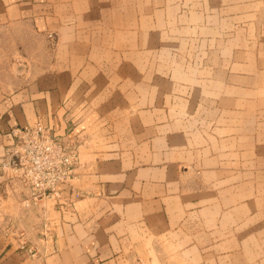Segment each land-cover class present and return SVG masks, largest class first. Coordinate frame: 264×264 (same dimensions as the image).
<instances>
[{"label": "crops", "instance_id": "crops-1", "mask_svg": "<svg viewBox=\"0 0 264 264\" xmlns=\"http://www.w3.org/2000/svg\"><path fill=\"white\" fill-rule=\"evenodd\" d=\"M72 1L0 0V162L13 131L35 123L80 142L77 177L58 202L26 207L0 184V264H207L217 241L233 238L232 205L219 219L216 192H264V165L256 178L242 162L219 166L264 161V0L134 6L128 64L145 65L144 83L122 78L118 39H78L92 31L90 14L78 20ZM42 38L57 41L56 60L40 71ZM155 49L164 63L177 50L178 70L154 86ZM170 105L183 119H169ZM202 111L209 119H197ZM241 202L242 238L258 244L264 218Z\"/></svg>", "mask_w": 264, "mask_h": 264}, {"label": "rangeland", "instance_id": "rangeland-1", "mask_svg": "<svg viewBox=\"0 0 264 264\" xmlns=\"http://www.w3.org/2000/svg\"><path fill=\"white\" fill-rule=\"evenodd\" d=\"M146 0H73V7L74 11L77 12L78 17L77 19H83L86 13H84V9L86 7L89 8V26L90 32H78L77 37L78 39H87V37H91L90 39H103L105 41L109 40H116L118 39L121 43V47H119L120 55H121V63H120V70L122 71V78L124 76H127L129 74H132L136 82L144 83L145 80V65L144 64H137V67L131 63L128 64L129 61V55H130V49L128 47V41L130 38V26L138 24V20L136 22V17L134 14L132 15L133 7L142 8L144 6ZM148 2V1H147ZM87 3V5H86ZM159 4V1H152L153 6H157ZM97 10V11H96ZM138 12V10H137ZM92 13V15H91ZM83 14L84 16H81ZM80 15V16H79ZM133 25V26H134ZM108 27L112 32H106L105 30H108ZM86 29V28H85ZM139 29V25H138ZM135 29L133 30V35H135ZM98 37V38H97ZM109 40V41H110ZM56 42L50 43L49 47H45V41L42 38L40 43L42 44L41 47V55L38 58V63H36L37 69L46 70L49 67L53 65V63L56 60V53L53 52L54 48L56 47ZM47 46V45H46ZM118 48H115V51ZM159 49H155L153 52V59L151 65H147V71L151 72L153 84L154 86L160 83V80H157L156 77L163 75V74H169V76L172 74V71H177L178 66L176 64L177 58L175 57V54L177 50L174 51L173 58L172 56L166 57L165 63L168 60H172V63L165 64L163 61L159 59ZM139 51V49H138ZM199 51V50H198ZM198 51H194L196 56H199ZM193 53V51H191ZM190 53V49H180V53L178 55L187 57ZM201 57V55L199 56ZM191 59V58H190ZM192 66V65H191ZM183 67V65L181 66ZM122 80L123 84L122 86L124 88H127L128 80ZM164 88H171L175 87L174 82L173 85L170 84V82L164 83ZM170 104L175 105L177 103L176 97H170L169 101ZM173 105H170V110L167 113L170 120L175 119H183L182 113L173 110ZM187 118H192L191 113H186ZM194 114V113H192ZM197 119L203 120V119H209V116H207V113L202 111L201 113H197ZM171 131H175L176 129H170ZM70 139V138H69ZM74 140V139H73ZM77 145L79 146L80 151V142L78 140H74ZM13 146V145H12ZM254 148L257 147L256 139L254 138L253 143ZM12 147H10L11 150ZM250 155L256 156L257 152L251 153ZM171 162H177L179 163H185L189 165L190 163H195L197 161L192 159L187 160H180V158L172 159ZM243 163V165L247 164V166L250 169V178H256V176H252V173L254 169L258 167H263L264 161L258 160L257 158H250L248 161H240V160H229L224 161L220 160L219 165L220 167H223L224 164L228 166H233V168L240 167V163ZM177 166V165H176ZM0 184H7L9 187V192L7 193L9 195V198L13 201H19L24 200L25 202V189L18 185L16 181L13 178L6 179L0 178ZM6 186V185H3ZM21 189H23V195H21ZM216 198L218 203L221 204V208L219 207L217 209L218 218L224 220V204L225 205H232L233 208V220L234 225L232 228L233 238L231 245L229 244V241L227 245L225 244V240H218L217 241V247L214 250V255L210 257H203V260H207V264H264V240L259 241L257 244V241L249 240L245 237L242 238L244 235V229L241 228L240 225V219H241V201L245 200L246 198L249 199V217L251 214H256V212L259 211V215H261V219L264 218V208H254L256 207L255 203L258 201L260 204H264V192H256V191H249L248 193H243L240 191H234L232 193H225V192H216ZM246 203V202H245ZM220 209V210H219ZM220 213V214H219ZM254 219H256V215H254ZM223 228V227H222ZM252 228H255V225L250 224L249 225V231H252ZM223 230V229H222ZM47 225L42 224V230L39 232V239L44 240L47 237L48 233ZM248 232V229L245 230V234ZM246 236V235H245ZM216 252V254H215ZM202 264H206L204 261Z\"/></svg>", "mask_w": 264, "mask_h": 264}, {"label": "built area", "instance_id": "built-area-1", "mask_svg": "<svg viewBox=\"0 0 264 264\" xmlns=\"http://www.w3.org/2000/svg\"><path fill=\"white\" fill-rule=\"evenodd\" d=\"M14 144L0 162V178L25 189V205L61 200L60 187L77 177L79 146L41 123L15 129Z\"/></svg>", "mask_w": 264, "mask_h": 264}]
</instances>
